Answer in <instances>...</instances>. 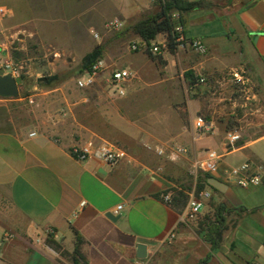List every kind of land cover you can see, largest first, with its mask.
I'll return each mask as SVG.
<instances>
[{
    "label": "crops",
    "instance_id": "0c3cea01",
    "mask_svg": "<svg viewBox=\"0 0 264 264\" xmlns=\"http://www.w3.org/2000/svg\"><path fill=\"white\" fill-rule=\"evenodd\" d=\"M26 1L32 21L10 20L14 8L0 0L9 12L3 35L21 24L44 33L46 18L63 20L71 38L103 8L112 11L121 26H130L157 7L155 0ZM218 5L183 14L185 36L200 40L207 53L196 59L193 50L182 49L183 86L161 89L163 106L158 100L145 112L132 104L133 95L150 80L142 74L143 55L130 51L122 38L104 49L106 71L91 87L75 84V89L66 81L34 85V92L27 94L32 103L0 97V264H264V180L241 186L227 175L229 168L244 162L252 171L264 167V109L253 107L250 100L238 108L235 97L230 107L210 103L216 98L209 82H221L224 69L242 65L264 95V0ZM95 29L89 28L93 37ZM6 40L0 42V53ZM161 56L164 69L170 70L175 61L166 51ZM117 68L132 71L122 96L107 81L108 71ZM190 71L205 82L190 86ZM166 74L158 71L151 80L161 85L168 80ZM187 85L193 91L188 93ZM197 117L211 130L198 133ZM228 130L240 134L232 144L225 140ZM90 140L118 143L128 156L111 166L96 157L78 160L70 154L72 146ZM176 145L187 151L170 159ZM207 149L221 155L215 173L193 167ZM201 190H208L210 197L198 218L177 224L188 198ZM166 193L171 194L170 203L162 198ZM178 193L187 197L185 203L177 197L172 201ZM117 205L122 208L115 213ZM216 215L221 236L212 244L204 234ZM77 237L80 257L74 262ZM139 243L146 245V257L137 256Z\"/></svg>",
    "mask_w": 264,
    "mask_h": 264
},
{
    "label": "rangeland",
    "instance_id": "374dc122",
    "mask_svg": "<svg viewBox=\"0 0 264 264\" xmlns=\"http://www.w3.org/2000/svg\"><path fill=\"white\" fill-rule=\"evenodd\" d=\"M4 1L11 8H14V13L9 15L10 20H33L34 15L32 14L31 4L26 0H2V2ZM33 2H35V0H32V3ZM155 4L157 7L153 14L159 9V0H155ZM8 14L9 12L0 19V42L4 41L5 38L7 39V43L5 42V48H3L4 51L3 53H0V62L11 59L21 66L20 76L17 78L19 84V95L17 97H22L20 102L29 103L26 100L27 94L34 92L31 90L33 88L32 86L40 84L44 85V82L40 81L44 77L57 75L59 79L53 81L52 85L56 86V84H62V82L66 81V83L71 85L72 88H75V79L81 72L80 67L82 58L86 53L90 52L95 45L101 44L104 46L102 51L103 54L104 49L109 46L110 41L113 39L122 38L127 44L129 50L131 49L132 42L136 40L135 35H133L131 31L125 30L129 27L128 25L130 23L123 24V26L120 24L118 28H108L106 24L114 19L117 20V18L112 11L104 8L99 10L97 14L91 18L92 20L89 21L88 25L85 22L82 23L81 27L78 28L76 32L71 33V38H69V33L64 26L65 22H63V20L59 21L56 19L55 21H52L46 18V22L42 23L44 33L33 32L35 28L34 25L21 24L11 26L9 30L4 31L5 35H3L2 31L5 25L4 20L8 18ZM174 17L175 21L178 22L179 15L175 14ZM105 22L106 24L104 25ZM177 25L182 26L180 23H176L175 26ZM90 26H96L95 31L99 35V40L93 37V32L89 30ZM163 38L164 35L157 36L158 40ZM98 41H101V43ZM130 51H132V49ZM142 51L144 52V50ZM142 51L134 50L132 52H138V54L140 53L139 55H143L141 58L143 66L142 74L145 79L147 78L150 81L148 84L144 83L141 85V88L133 95L132 104L139 106L141 110H145L146 112L148 109H151L155 103H158V100H160V103H162L161 105L163 106L165 96L162 95L163 93L161 89L170 86H183L181 76L182 48L179 47L175 52L170 54L167 53L168 51L166 48L161 47V55L166 51V57H171L175 61L169 66L170 70H165L164 65L159 63L157 59L153 62V59L149 58V56ZM206 53L207 52L199 53L196 50H193L195 58L197 57L196 59H199L200 56L205 55ZM158 71L162 74L167 73L166 76L168 77V80L166 82H161V85L156 84V82H152L151 80ZM234 73H238L239 76H241L243 83L235 79ZM220 76L221 82H217V80L214 79V81H212L214 83H212L209 80L211 83L210 88L213 90L212 95L216 98L215 100L211 99L210 103L217 101V104L224 103L226 104V107H230V102H232L235 97L239 102L236 104V107L238 108L242 107L243 109V107H247V104H243V102L249 104L248 100H250L252 101L251 104L253 107L258 106L261 107V109H264V95H260V85L251 79L249 71L245 67L242 65L228 67L221 72ZM209 77L210 76H208V79ZM163 78H165L164 75ZM193 89L194 88H190L187 85L186 91L189 93V91H193ZM254 94L256 95L255 98ZM225 113L226 112L222 114L223 117ZM256 117V115H253L254 119H256ZM247 125L249 126V124ZM261 129L258 130V132H260ZM118 145L121 146L120 144ZM199 171L201 172V170ZM172 231H174V229Z\"/></svg>",
    "mask_w": 264,
    "mask_h": 264
},
{
    "label": "built area",
    "instance_id": "2783aa9c",
    "mask_svg": "<svg viewBox=\"0 0 264 264\" xmlns=\"http://www.w3.org/2000/svg\"><path fill=\"white\" fill-rule=\"evenodd\" d=\"M8 12V9L0 5V19L4 17ZM120 22L114 19L106 24L108 28H118ZM175 41L177 42V48H190L196 50L199 53H205V45L198 39H188L182 26H175L174 32ZM95 38H99V35L95 32ZM161 47L166 48V38L157 39L147 43L141 37L134 40L131 44L132 50H149L152 54H159ZM0 68L4 70V73H8L14 76L16 79L20 76L21 66L11 59H7L0 62ZM106 64L104 59L99 57L88 68L84 69L75 79V84L78 88L84 89L93 86L100 76L105 73ZM235 79L243 83L241 76L238 73H234ZM132 77V71L127 68L111 69L107 73V81L109 88L117 95L122 96L125 94L124 83ZM205 82V77L200 76L198 83ZM29 103L33 102L32 97H26ZM194 127L197 132H206L211 130V125L207 124L203 118L197 117L194 121ZM31 134H34L32 132ZM240 138V134L237 131L228 130L225 132V140L228 144L236 142ZM187 149L183 146L176 145L172 148L168 154L170 159H174L177 155L183 154ZM162 151H160L161 153ZM70 154L78 160H83L88 157H96L108 165H116L119 161L125 159L128 156L126 149L119 146L116 143L109 141L96 142L94 140L87 141L81 145H74L70 149ZM221 155L214 149H207L203 155L194 160L193 167L207 173H215L219 167V160ZM251 164L244 162L237 167H231L227 171L228 178L234 179L239 185L247 186L249 184H259L264 180V167H256L255 170H251ZM210 197L208 190H201L197 194H192L188 200L185 210L178 216L177 224L193 222L198 218V215L204 205V200ZM163 200L166 203L171 202V194L166 193L162 195ZM84 201L80 202V206L84 205ZM122 208V205H117L115 213ZM48 233L53 231L48 228ZM174 231L169 232V238L173 239ZM252 264V263H251Z\"/></svg>",
    "mask_w": 264,
    "mask_h": 264
},
{
    "label": "trees",
    "instance_id": "16d2710c",
    "mask_svg": "<svg viewBox=\"0 0 264 264\" xmlns=\"http://www.w3.org/2000/svg\"><path fill=\"white\" fill-rule=\"evenodd\" d=\"M225 2L226 0H159V9L153 15H148L142 19L137 20L132 25H130L127 29L132 32V34L141 37L147 43L154 40L158 34L164 35L166 38V49L173 53L177 49V42L175 41V34L174 27L176 23H180L183 25V14L186 12L194 11L197 9H207L213 6H217L220 8L218 3ZM251 1V0H249ZM179 15V21H175L174 15ZM103 50V45L98 44L95 45L92 50L86 53L82 58V63L80 67V71L82 72L84 69L88 68L96 59L101 57ZM148 56L157 61L161 64L165 63V60L159 54H152L149 50H146ZM80 72V73H81ZM186 77L188 79L189 85L194 86L197 82L199 77L193 75V73L187 72ZM59 79L57 75H52L50 77H44L40 81L44 82V85H52L53 81ZM43 85V84H41ZM202 185L199 184L197 189H201ZM175 197L180 198L183 203L186 202L187 197L182 194L178 193L177 195L172 196V201ZM222 205H220V209H222ZM218 211V210H217ZM220 221V223H218ZM221 218L219 215H216L214 224H209V231L204 234L205 240L211 241L212 244H215L217 240H219L221 236ZM80 238H76V245L71 253L74 262L77 261V257H80L79 252V243ZM66 254V252H63Z\"/></svg>",
    "mask_w": 264,
    "mask_h": 264
},
{
    "label": "water",
    "instance_id": "95a60500",
    "mask_svg": "<svg viewBox=\"0 0 264 264\" xmlns=\"http://www.w3.org/2000/svg\"><path fill=\"white\" fill-rule=\"evenodd\" d=\"M19 95V84L17 79L8 74L4 73V70L0 68V97L11 98L17 97ZM107 216L110 218H114L111 213H107ZM136 254L138 257H146V245L144 244H137L136 246Z\"/></svg>",
    "mask_w": 264,
    "mask_h": 264
}]
</instances>
